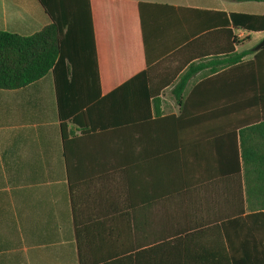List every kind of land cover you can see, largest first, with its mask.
I'll list each match as a JSON object with an SVG mask.
<instances>
[{
    "label": "crops",
    "instance_id": "0c3cea01",
    "mask_svg": "<svg viewBox=\"0 0 264 264\" xmlns=\"http://www.w3.org/2000/svg\"><path fill=\"white\" fill-rule=\"evenodd\" d=\"M96 4L95 29L64 40L74 83L102 97L151 66L153 90L178 72L159 91L160 118L180 114L171 90L187 70L192 33L221 28L216 13L228 21L264 16V1L255 0ZM49 23L37 0H0L1 31L28 36ZM227 28L249 38L235 52L264 47V30ZM67 68L64 60L58 77ZM244 71L192 77L179 126L82 134L66 119L64 143L54 73L0 90V264H264V159L244 162L234 131L258 111L245 95L236 109H223Z\"/></svg>",
    "mask_w": 264,
    "mask_h": 264
},
{
    "label": "trees",
    "instance_id": "16d2710c",
    "mask_svg": "<svg viewBox=\"0 0 264 264\" xmlns=\"http://www.w3.org/2000/svg\"><path fill=\"white\" fill-rule=\"evenodd\" d=\"M37 1L50 20L48 25L28 36L0 30V90H19L40 80L49 72L54 73L63 143L66 142V124L64 123L66 119L80 129L82 134L88 129H99L104 132L159 123L167 127L179 126L184 122V115L188 111L189 105L187 101H184V91L192 77L198 74L204 82L208 77L218 75L221 69L232 71L241 68L246 71L243 72L239 85L231 87L229 92L231 101L228 104L224 102L223 109H236L238 97L242 98L245 95L248 98L249 104L255 107L258 113L247 120V124L234 129L238 131L241 158L244 162L254 156L264 159V47L257 52L253 50L235 52V47L243 46L249 38L238 40L234 32L227 28L231 25L251 32L262 31L264 16L230 14L228 21L223 13H216L223 18L222 23H219L221 28L205 30L204 34H201L203 30L199 31V28L196 30L198 33H192L191 42L187 47L185 46V48L192 47L191 55L181 66L182 69L188 65L187 70L179 76L178 82L171 90L172 97L180 108V114L178 117L160 118L157 99L159 91L173 84L178 72L167 79L164 86L156 90L147 85L150 70L155 68L151 66L146 72L104 93L102 97L99 91L94 95L81 94L80 90L83 88H79L74 83L76 80L75 57L72 54L73 51L65 47L64 40L68 39L72 33L90 32L95 29L96 14L94 12L98 10L97 0ZM208 38H215L214 47L208 44ZM249 55H253V58L243 62V59ZM64 60L68 63V68L62 69L58 77V67L60 68ZM194 60L196 63L192 62ZM69 78L71 81L68 87L62 86V83ZM233 99L236 100L233 101ZM233 150L237 159L236 140L230 153H233ZM260 209H264V204Z\"/></svg>",
    "mask_w": 264,
    "mask_h": 264
},
{
    "label": "built area",
    "instance_id": "2783aa9c",
    "mask_svg": "<svg viewBox=\"0 0 264 264\" xmlns=\"http://www.w3.org/2000/svg\"><path fill=\"white\" fill-rule=\"evenodd\" d=\"M234 36L238 39V40H243V38L245 37L244 36V33L242 31H239V30H234Z\"/></svg>",
    "mask_w": 264,
    "mask_h": 264
},
{
    "label": "rangeland",
    "instance_id": "374dc122",
    "mask_svg": "<svg viewBox=\"0 0 264 264\" xmlns=\"http://www.w3.org/2000/svg\"><path fill=\"white\" fill-rule=\"evenodd\" d=\"M5 8H6V6H5ZM7 9V8H6ZM260 46V45H259Z\"/></svg>",
    "mask_w": 264,
    "mask_h": 264
}]
</instances>
